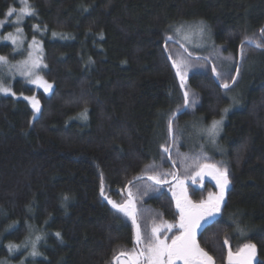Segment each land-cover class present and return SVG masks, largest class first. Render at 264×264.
<instances>
[{"label": "trees", "instance_id": "16d2710c", "mask_svg": "<svg viewBox=\"0 0 264 264\" xmlns=\"http://www.w3.org/2000/svg\"><path fill=\"white\" fill-rule=\"evenodd\" d=\"M28 3L35 14L20 27L27 40L39 41L40 74L52 88L45 92L12 75L8 67L24 54L0 42V56L8 58L0 82L15 93L0 92V262L114 264V254L134 247L135 226L108 200L124 203L131 190L147 236L153 221L161 224L175 208L176 184L173 175L158 185L147 175L177 170L185 179L196 170L186 173L185 166L198 159L227 167L230 179L223 216L204 233L203 245L217 252L224 239L235 249L255 244L263 264L264 47L247 38L264 45V0ZM10 8L19 12V1L0 0V22H8L1 38L16 29ZM192 25L206 29L209 45L200 53L176 37ZM180 59L190 102L173 123L172 166L163 149L171 145L169 120L184 109L170 63ZM33 96L39 113L24 99ZM214 120L222 124L212 137ZM196 180L185 179L188 193L214 192L207 184L193 190L202 179ZM10 244L19 250L9 251Z\"/></svg>", "mask_w": 264, "mask_h": 264}, {"label": "snow or ice", "instance_id": "6c2138e0", "mask_svg": "<svg viewBox=\"0 0 264 264\" xmlns=\"http://www.w3.org/2000/svg\"><path fill=\"white\" fill-rule=\"evenodd\" d=\"M22 7L16 16V33L13 35L9 32L4 39L10 40L12 44L19 46L20 35L23 29L20 27L25 16H33L35 14V9L27 2V0H21ZM14 13H17L16 8H10L6 13L8 17H12ZM4 22H0V27H3ZM179 31V30H178ZM202 31V29H201ZM261 34L264 35V30H261ZM55 35V34H54ZM188 35H185V39H188ZM171 39V37H169ZM248 43H252L255 47H264L261 43L253 40L252 38H247ZM33 48L39 47L38 42L33 39ZM244 45H241V53L243 52ZM191 55V53H189ZM8 58L0 56V64H7ZM41 64V57L33 56L29 53V59L21 62L18 66V70L22 76L29 78V83L36 85L37 87L43 88L45 92L51 90L52 85L43 79L38 73L34 72V69L38 68ZM173 66L176 69L177 76L180 77L181 87L185 86V74L187 70V63L184 59L174 60ZM215 72V68L212 69ZM225 88H228L227 83L224 84ZM0 92L8 94L15 93L11 92L9 87H6L2 82H0ZM184 101L183 106H189L190 93L185 90L183 93ZM24 99L31 102L32 108L36 113L40 112V102L33 97H24ZM192 106L195 105V98L191 101ZM225 113L227 109L224 110ZM82 116H86V113H82ZM222 124L221 120H214L212 122L211 128L207 129L210 136L215 137L218 135L220 126ZM169 131L172 129V120H169ZM164 152H169V149L165 147ZM188 157H185L187 160ZM175 163V161H173ZM188 167H194L196 170L190 176L186 175L185 179H191L194 183L197 182L196 178L199 177L203 179L205 175L210 176L216 182V186L219 188L218 193H209L206 200H201L199 202H193L187 195V188L185 187V179H180L175 173H161L152 171L151 174L147 175V179L155 184L167 183L168 181L162 180L160 177L168 175H173L176 179L177 192H173V196L176 201V210L178 213V221L175 224L168 223L167 221L162 222L157 225L153 221L150 234L147 236L143 235L141 232V227L137 223V209L133 199V193L131 190L128 192V199L124 203H116L114 201L108 200L114 209L118 212L123 213L126 217L130 218L132 224L135 226V245L131 250L121 249L118 253L114 254V264H215V261L208 252L201 248L200 244L197 242V232L203 227V223L207 222L208 219L214 218L220 213L222 207L225 203V193L230 184V179L228 175V169L225 166H217L216 164H210L202 162L198 159H193L192 165L185 166V172L187 173ZM138 177L137 179H141ZM101 195L104 196V186L101 183ZM67 199V197H65ZM105 199H108L105 196ZM171 232L173 228H177L178 232L174 233L171 238L167 234L161 236V232L164 229ZM59 237V233H56ZM41 237H36L38 242ZM228 241L225 240L224 244ZM9 251L19 250L18 245L9 246ZM40 253L36 250V242L32 243L31 256H38ZM257 249L255 244L244 243L242 247H238L235 252L232 251L231 247L227 250V264H259L256 259ZM23 264V262H22Z\"/></svg>", "mask_w": 264, "mask_h": 264}, {"label": "rangeland", "instance_id": "374dc122", "mask_svg": "<svg viewBox=\"0 0 264 264\" xmlns=\"http://www.w3.org/2000/svg\"><path fill=\"white\" fill-rule=\"evenodd\" d=\"M18 1L20 3V6L22 7L23 5L21 3V0H18ZM27 2H28V0H27ZM17 14H18V12L14 14L15 15V21H16ZM3 22H4L3 23V26H5L8 23L7 21H3ZM201 29H202V31H201ZM11 33L14 36L17 35L16 30H14ZM205 34H206V29L202 25H192V26H189V27L180 29L177 32V36L176 37H177V40L187 50H189V51H191L193 53H200L203 50H205L206 47L209 45L208 42L204 40ZM19 35H20L19 46L14 45V44L13 45H14L17 53L24 54V58L22 60L18 61L17 63L10 65L8 67V70H9V72L12 75L17 76V77L23 79L24 81H26L27 83H29L28 82L29 81V78L26 77V76H22L20 74V71L18 70V66L21 64V62L28 60L29 59V53H32L33 56L41 57V64H40V66L38 68L34 69V72H36L40 76H42L40 74V70L42 69V65H43L42 48H41V45H40L39 41L35 39L38 42L39 47H37V48L34 49L33 46H32V41L33 40H31V41L30 40H27L26 37L24 36L23 31ZM185 35H188L189 38L188 39H185ZM0 42H8V43H11L10 40H6V39H4V37L3 38L0 37ZM37 88H40V87H37ZM186 185H187V183H185V187H186ZM170 191L172 193L178 191V188L176 187V184L170 189ZM26 245H29V242H27ZM0 264H8V263H4V261L3 262L1 261ZM10 264H14V263H10ZM20 264H22V263H20Z\"/></svg>", "mask_w": 264, "mask_h": 264}, {"label": "flooded vegetation", "instance_id": "af4514ba", "mask_svg": "<svg viewBox=\"0 0 264 264\" xmlns=\"http://www.w3.org/2000/svg\"><path fill=\"white\" fill-rule=\"evenodd\" d=\"M203 180V181H202ZM199 183L193 185L195 186V189L192 188L193 190H203L207 185L211 186L213 191L212 193H218L219 191L213 186L214 184V181L212 179H202ZM188 192V191H187ZM188 197L193 201V202H199L201 200H206L208 195H192L190 193H187ZM173 198V201H174V209L173 211H171L169 213V215L165 214L161 223L164 222V221H167L168 223H171V224H175L177 223L178 221V213H177V210H176V201H175V197L174 196H171ZM223 211H224V208L221 210V213H220V216L215 218L214 221H212V223L206 227L204 229V231L201 233L200 237L198 238V243L200 244L201 248H203L206 252L209 253V255H211L215 261V264H227V250L229 247H231L232 251L235 252L237 249L233 248V245L227 243V244H224V241L226 239H224L222 241V248H220L217 252H211L210 250H207L206 247L203 245L202 243V237L204 235V233L208 230H210L211 228H213L217 222L222 218L223 216ZM178 232V229L177 228H173L171 230V232H168V230L165 228L162 232H161V236L167 234L169 236V238L172 237V235L174 233H177ZM259 259V258H258ZM260 263V262H259ZM264 264V263H263Z\"/></svg>", "mask_w": 264, "mask_h": 264}, {"label": "water", "instance_id": "95a60500", "mask_svg": "<svg viewBox=\"0 0 264 264\" xmlns=\"http://www.w3.org/2000/svg\"><path fill=\"white\" fill-rule=\"evenodd\" d=\"M170 63H171V66H172V68L174 69V71H175V73H176V69H175V67L173 66V63H172V62H170ZM239 69H240V65L238 66L237 74H238V72H239ZM237 74H236V77H235V79H234L232 85H233V84L235 83V81H236ZM213 75L215 76V72H213ZM176 76H177V74H176ZM177 79H178V82H179L180 87H181V80H180V77L177 76ZM232 85H231V86H232ZM181 90H182V93H184V91H185L184 88L181 87ZM186 110H187V107H184V109H183L181 112L175 114L174 117L172 118V129H171V131H170V135H171V145H170L169 154H168V156H169V162H170V164H171L172 166H173V164H172V161H171V154H172L173 142H174V141H173V123H174V121H175L177 118H179L180 116H182V115L186 112ZM176 175L179 176V173L177 172V170H176ZM203 179H212V178H211L210 176L205 175V176L203 177ZM138 180H141V179H138ZM138 180H135V181H133L132 183H135V182L138 181ZM212 180H213V179H212ZM174 181H176V179H175ZM174 181H172V182H170V183H168V184H172ZM213 181H214L213 186L219 191V188L216 186V182H215V180H213ZM129 186H130V184H129L128 187L126 188V193H127V190H128V188H129ZM229 189H230V184L228 185V189H227V191H226V193H225V203H224V206L222 207V209L225 207V204H226V202H227V195H228V191H229ZM222 209H221V210H222ZM220 213H221V211H220ZM220 213L217 214L214 218L208 219L207 222H204V223H203V227L197 232V242H198V238L200 237V235H201V233L204 231V229H205L206 227H208V226L212 223V221H214L215 218L219 217V216H220ZM256 259H257V261H259V259H258V254H257ZM226 263H227V262H226Z\"/></svg>", "mask_w": 264, "mask_h": 264}]
</instances>
